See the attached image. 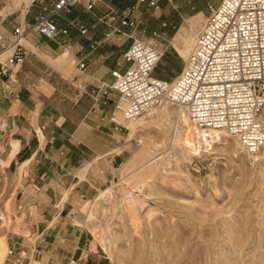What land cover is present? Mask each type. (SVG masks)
<instances>
[{
  "label": "crops",
  "instance_id": "0c3cea01",
  "mask_svg": "<svg viewBox=\"0 0 264 264\" xmlns=\"http://www.w3.org/2000/svg\"><path fill=\"white\" fill-rule=\"evenodd\" d=\"M54 1L9 0L10 10L0 15V32L11 40L13 27L32 23L42 7ZM149 10L145 4L136 5V0H101L90 12L82 6L60 11L53 20L67 34L58 41L26 34L21 43L27 50L23 62L0 78V208L8 203L11 211L23 216L24 225L19 229L33 239L30 243L11 231L6 237V228L12 224L4 215L6 211H0V234H4L6 246L20 244L16 247L20 255L17 252L11 264L81 261L79 254L87 245L88 232L80 221L76 223L77 214L70 219L68 213L74 212L77 196L87 200L95 187L102 185L101 176L91 172L93 164L106 162L114 169L124 162L128 145L126 130L110 120L115 117L117 92L106 89V94L98 92L97 100L83 95L74 103L73 86L83 81L91 90L110 84L112 70L124 72L128 64L122 54L134 38L132 30L146 26ZM104 13L114 16L110 24L99 21ZM121 15L140 19V23L121 26ZM166 23L175 27L168 17L161 24ZM79 27L86 29L85 35L79 33ZM113 27L118 32H113ZM93 42L99 43L92 49ZM65 51L67 56L61 60ZM72 59L74 69L68 76L65 71ZM81 59L84 70L76 67ZM110 167L104 170L105 178L112 173ZM4 260L0 264H10Z\"/></svg>",
  "mask_w": 264,
  "mask_h": 264
},
{
  "label": "rangeland",
  "instance_id": "374dc122",
  "mask_svg": "<svg viewBox=\"0 0 264 264\" xmlns=\"http://www.w3.org/2000/svg\"><path fill=\"white\" fill-rule=\"evenodd\" d=\"M8 2L0 0V8L6 6L0 15L10 10ZM219 2L173 0L178 14L158 0V9L148 11L146 26L132 30V36L156 43L164 52L155 68L156 76L168 80L179 74L184 60V38L196 37L207 17L208 6ZM18 9L22 10V6ZM167 17L174 25L176 22L174 28L168 23L161 24ZM169 30H172L171 36ZM154 34L160 37L155 38ZM73 69L72 59L66 74L71 76ZM175 109L168 105L170 114L160 112L157 107L146 112L143 120L147 123L134 138L128 139L130 131L125 127L128 146L122 164L115 165L114 169L106 162L93 164V176L100 175L103 183L95 187L87 200L77 196L74 203L76 223L81 222L89 239L79 254L82 259L78 263L264 264V156L253 161V156L236 138L228 137L214 144L208 150L210 153L183 158L172 138ZM260 151L264 152V147ZM107 166L112 173L105 178ZM141 179L147 182L138 190L135 186ZM108 188L111 195L105 201H94L98 191ZM131 194L138 195L143 202L138 219L118 213ZM3 210L12 224L6 229V237L10 231L20 233L32 243L28 232L19 229L24 225L23 216L11 211L8 203L0 208ZM88 212L91 217L86 220ZM112 236L115 238L110 245L104 242L110 248L109 256L101 245L103 237Z\"/></svg>",
  "mask_w": 264,
  "mask_h": 264
},
{
  "label": "built area",
  "instance_id": "2783aa9c",
  "mask_svg": "<svg viewBox=\"0 0 264 264\" xmlns=\"http://www.w3.org/2000/svg\"><path fill=\"white\" fill-rule=\"evenodd\" d=\"M163 1L178 12L173 0ZM100 2L55 0L51 6H43L32 23L14 27L11 40L0 32V52L11 49L0 61V78L8 76L13 65L23 62L27 50L20 41L26 34L58 41L67 30L56 25L54 15L76 6L90 12ZM142 4L148 9H158V0H136V5ZM207 10L206 21L193 49L172 80L154 74L164 53L161 48L156 43L133 38L122 54L123 61L128 64L126 70L122 73L112 70L110 84L102 83L91 90L83 81L71 85L76 89L71 101L75 103L83 95L97 100L99 91L106 94V89L114 90L118 94L115 110L118 109L125 120H136L161 104L183 107L196 144L202 145L206 138L210 140V131L222 130L236 138L248 154H255L264 145V0H220L217 5H209ZM113 20L114 16L108 17L106 13L99 18L104 24ZM139 23L140 19L120 16L121 26L134 27ZM78 31L81 35L86 34L83 27ZM112 31L118 32V28L113 27ZM154 37L160 36L154 34ZM107 38L108 34H105L104 39ZM98 43L93 42L91 48ZM76 67L84 70L86 65L81 59ZM110 120L116 127L127 130L114 115ZM75 215V212L68 213L70 219ZM18 246L19 242H15L7 247L5 261L12 263Z\"/></svg>",
  "mask_w": 264,
  "mask_h": 264
},
{
  "label": "bare ground",
  "instance_id": "6f19581e",
  "mask_svg": "<svg viewBox=\"0 0 264 264\" xmlns=\"http://www.w3.org/2000/svg\"><path fill=\"white\" fill-rule=\"evenodd\" d=\"M26 1V0H25ZM199 16V15H197ZM196 16V18H198ZM207 18V17H206ZM206 21V19L204 18V22ZM184 27V26H183ZM202 28V27H201ZM201 30V29H200ZM181 31V30H180ZM187 31V30H186ZM200 32V31H199ZM183 34V32H182ZM189 34V33H188ZM198 34H196L197 37ZM186 37V36H185ZM195 35H189L187 38H184V48H183V59L185 60L187 58V56L189 55V53L192 51L194 43H195V39H196ZM23 40V39H22ZM22 40L20 41L22 43ZM194 41V42H193ZM193 44V45H192ZM11 52L10 48H5L4 51L0 52V61L4 60L5 57H7ZM67 56V52L65 51L62 55H61V60H63V58H65ZM170 106V105H169ZM157 109L160 110V112H165L166 114H170L172 111L168 110V104H161L159 106H156ZM154 107V108H156ZM154 108L150 109L149 111L151 112V110H154ZM177 109H175L173 111L174 113V119L176 118L175 121V128L173 129V141L174 144L182 151L183 153V158H187L190 155H195V154H200V152H206L208 151L214 144L220 143L222 141L227 140V138L231 137L229 135H227L224 131L222 130H214V131H210L209 132V136H210V140H207V138L205 139V143H203L202 145L196 144V140L193 136L192 133V125L189 122V118L187 115L186 110L183 107H175ZM147 111V112H149ZM157 113V112H156ZM159 113V112H158ZM152 114V113H151ZM124 127H126L130 132L128 133V139L134 138L138 135V133L141 131V129L143 127H145L146 125V121L143 120V115L140 116L138 119L136 120H125L121 114V112L116 109L115 112V117ZM173 119V120H174ZM151 121V120H150ZM149 122V121H148ZM170 134V133H169ZM167 135V134H166ZM171 136V134H170ZM237 145V144H236ZM262 147H264V145H262ZM261 147V148H262ZM261 148L258 149V151L255 154H252L250 156H253L252 159L253 161H258L262 156H264V152L260 151ZM177 149V148H176ZM109 152V151H108ZM241 152V151H240ZM208 153H210L208 151ZM249 158V156H248ZM142 163V162H141ZM140 163V164H141ZM146 163V162H145ZM129 165V164H128ZM145 165V164H144ZM137 168V167H136ZM150 168V167H149ZM132 169V168H131ZM135 169V168H134ZM133 169V170H134ZM130 170V169H129ZM130 172V171H129ZM151 173V172H150ZM156 173V172H155ZM125 174V173H124ZM123 174V175H124ZM125 177V176H124ZM210 177V176H209ZM123 178V177H122ZM149 180V179H148ZM147 182V181H146ZM146 182L144 180H139L138 184H136L135 188L138 190H141V188L146 184ZM149 185V184H148ZM108 195H111V188H108L105 191H98V194L95 197L94 201H98V200H103L105 201L108 198ZM126 195V194H125ZM128 197V196H127ZM129 198V197H128ZM126 199V197H125ZM145 201V200H144ZM143 202L142 199L138 197V195H132L131 194V198L126 201V205L124 206L123 209H118V213H127L132 219H136L137 215L140 211V209L142 208ZM92 206V205H91ZM90 206V207H91ZM119 206V205H118ZM118 208V207H117ZM139 210V211H138ZM113 213V212H112ZM111 213V214H112ZM148 213L149 210H148ZM109 214V213H108ZM118 214V215H119ZM3 215V214H2ZM1 215V217H2ZM149 215V214H148ZM151 215V214H150ZM114 219H115V215ZM117 216V215H116ZM91 217V213L88 212L87 213V219L89 220ZM93 217V216H92ZM121 217V216H120ZM113 218V217H111ZM122 218V217H121ZM139 218V216H138ZM137 218V219H138ZM5 225L7 224V222H4ZM3 229V228H2ZM7 229V228H6ZM4 233V231H3ZM116 236V235H114ZM115 237L112 236L107 238V237H103L102 242L103 244L102 249L104 250L105 253H107L110 256V248L108 247V245L106 244H111L112 239H114ZM104 242L106 244H104ZM6 251H7V246H6V242H5V236L4 234H0V263L3 261L4 257L6 256Z\"/></svg>",
  "mask_w": 264,
  "mask_h": 264
},
{
  "label": "trees",
  "instance_id": "16d2710c",
  "mask_svg": "<svg viewBox=\"0 0 264 264\" xmlns=\"http://www.w3.org/2000/svg\"><path fill=\"white\" fill-rule=\"evenodd\" d=\"M175 26H176V22H175ZM171 33H172V32H171ZM171 35H172V34H171ZM163 57H164V53H163V56H162V58H163ZM159 63H160V62H159ZM158 65H159V64H158ZM158 65H157V66H158ZM154 72H155V70H154ZM162 79H163V78H162ZM172 79H173V78H171V79H168V81H169V80H172ZM165 80H167V79H165Z\"/></svg>",
  "mask_w": 264,
  "mask_h": 264
}]
</instances>
